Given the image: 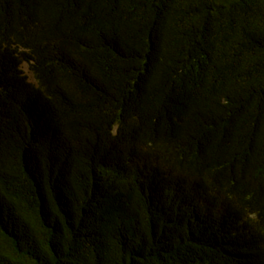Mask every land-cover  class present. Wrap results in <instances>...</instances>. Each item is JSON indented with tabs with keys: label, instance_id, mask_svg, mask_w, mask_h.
<instances>
[{
	"label": "trees",
	"instance_id": "trees-1",
	"mask_svg": "<svg viewBox=\"0 0 264 264\" xmlns=\"http://www.w3.org/2000/svg\"><path fill=\"white\" fill-rule=\"evenodd\" d=\"M0 264H264V0H0Z\"/></svg>",
	"mask_w": 264,
	"mask_h": 264
}]
</instances>
